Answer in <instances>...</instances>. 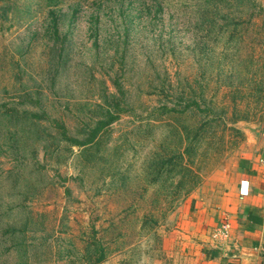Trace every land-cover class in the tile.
Instances as JSON below:
<instances>
[{
    "label": "rangeland",
    "instance_id": "rangeland-1",
    "mask_svg": "<svg viewBox=\"0 0 264 264\" xmlns=\"http://www.w3.org/2000/svg\"><path fill=\"white\" fill-rule=\"evenodd\" d=\"M203 1L0 0V264H96L100 248V264L187 263L185 213L219 208L264 131L263 54L224 101L244 119L228 114L202 136L199 114L164 112L180 95L195 101L202 75L213 84L204 64L226 29L202 23ZM251 2L264 17V0Z\"/></svg>",
    "mask_w": 264,
    "mask_h": 264
},
{
    "label": "crops",
    "instance_id": "crops-1",
    "mask_svg": "<svg viewBox=\"0 0 264 264\" xmlns=\"http://www.w3.org/2000/svg\"><path fill=\"white\" fill-rule=\"evenodd\" d=\"M250 146L235 161L219 208L197 202L185 213L179 247L186 264H264V131Z\"/></svg>",
    "mask_w": 264,
    "mask_h": 264
},
{
    "label": "trees",
    "instance_id": "trees-1",
    "mask_svg": "<svg viewBox=\"0 0 264 264\" xmlns=\"http://www.w3.org/2000/svg\"><path fill=\"white\" fill-rule=\"evenodd\" d=\"M215 1L204 0L202 13L199 17L205 25L215 21L225 23L226 31L220 33V35L215 34L212 41L217 46L219 40H221V44H223V49L220 53L221 56L214 60L207 59L204 64L206 67H212L217 70L215 76L210 77L211 80H214L213 84L209 83L208 79L202 75L201 80H204L205 83L200 84L199 93L195 101L187 97V95H184V97L179 93L180 96L175 101L176 103L172 102L171 109L167 105L164 106L165 114L189 112L199 114L202 136L207 133L205 127L210 128L209 125H213V123L223 120V118L225 119L228 114H236L235 117L237 119H232V122L242 120L247 116L241 115V111L237 107H231L230 109L229 105L224 103V101L227 96L232 100L233 97L230 95L240 94V86L242 83L243 85L247 83L252 59L257 63L256 54L258 56L260 54L264 55V31L260 30L253 33V27L256 22L261 20V25H264V17H262L260 9L258 12L255 11V6H253L254 4L251 0H229L227 11L216 15L211 11ZM233 4H244V7L237 11L234 9ZM227 30H230L228 36L224 35L227 33ZM231 44L233 47L230 46ZM250 45L258 46V51L256 52L254 48H250ZM229 52L233 53L228 54ZM259 82L260 80L256 82V86ZM112 85L119 93V96L123 97L125 95L121 83L116 81ZM261 93L264 94V92ZM118 112L119 109H116L109 117V121L103 123V126L107 127L111 125L117 119ZM141 191L146 193L148 190L142 189ZM108 250V248L94 250L93 254L97 256L94 263L100 264L104 262Z\"/></svg>",
    "mask_w": 264,
    "mask_h": 264
},
{
    "label": "built area",
    "instance_id": "built-area-1",
    "mask_svg": "<svg viewBox=\"0 0 264 264\" xmlns=\"http://www.w3.org/2000/svg\"><path fill=\"white\" fill-rule=\"evenodd\" d=\"M227 230H228V225L227 224H223V226L221 228V234L223 236H225L227 234Z\"/></svg>",
    "mask_w": 264,
    "mask_h": 264
}]
</instances>
